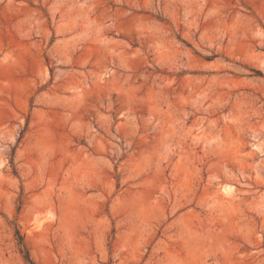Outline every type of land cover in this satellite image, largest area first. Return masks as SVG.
Here are the masks:
<instances>
[{
    "label": "rangeland",
    "instance_id": "obj_1",
    "mask_svg": "<svg viewBox=\"0 0 264 264\" xmlns=\"http://www.w3.org/2000/svg\"><path fill=\"white\" fill-rule=\"evenodd\" d=\"M27 253L264 264V0H0V264Z\"/></svg>",
    "mask_w": 264,
    "mask_h": 264
},
{
    "label": "trees",
    "instance_id": "obj_2",
    "mask_svg": "<svg viewBox=\"0 0 264 264\" xmlns=\"http://www.w3.org/2000/svg\"><path fill=\"white\" fill-rule=\"evenodd\" d=\"M22 244V242H20ZM26 260L30 263V264H33L31 258H30V255L27 253L26 254Z\"/></svg>",
    "mask_w": 264,
    "mask_h": 264
}]
</instances>
